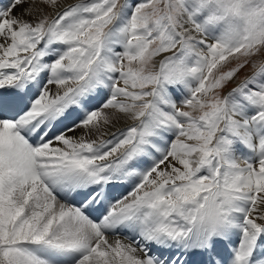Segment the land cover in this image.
<instances>
[{
    "label": "snow or ice",
    "instance_id": "obj_1",
    "mask_svg": "<svg viewBox=\"0 0 264 264\" xmlns=\"http://www.w3.org/2000/svg\"><path fill=\"white\" fill-rule=\"evenodd\" d=\"M0 264H264V0H0Z\"/></svg>",
    "mask_w": 264,
    "mask_h": 264
}]
</instances>
